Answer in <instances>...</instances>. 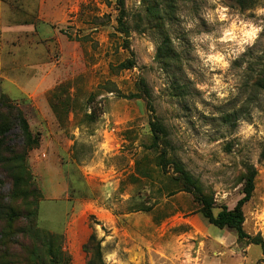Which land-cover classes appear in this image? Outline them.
I'll list each match as a JSON object with an SVG mask.
<instances>
[{
	"label": "rangeland",
	"instance_id": "obj_1",
	"mask_svg": "<svg viewBox=\"0 0 264 264\" xmlns=\"http://www.w3.org/2000/svg\"><path fill=\"white\" fill-rule=\"evenodd\" d=\"M123 2L124 11L117 0H0V99L39 134L26 159L34 223L61 250L40 247L20 213L9 229L5 206L22 205L11 199L12 156L1 147L0 264H88L93 233L104 264H264V91L251 87L264 0ZM165 35L178 59L170 71L155 60ZM128 60L132 68L118 67ZM153 122L165 130L158 147ZM249 166L257 174L243 229L263 248L210 225L186 191L190 180L214 214L232 209Z\"/></svg>",
	"mask_w": 264,
	"mask_h": 264
},
{
	"label": "trees",
	"instance_id": "obj_2",
	"mask_svg": "<svg viewBox=\"0 0 264 264\" xmlns=\"http://www.w3.org/2000/svg\"><path fill=\"white\" fill-rule=\"evenodd\" d=\"M233 1L241 8H247L251 7L255 0ZM117 4L118 9L124 11L123 0H117ZM147 7L149 8V4ZM148 11L149 15L154 17V9L150 7ZM118 22L119 25L123 27L124 23L121 17L118 19ZM155 60L162 65V68L166 71H170L172 66L178 62L175 50L166 35L163 36L158 43ZM258 65L261 67L259 71L260 73L256 76V79L251 86L252 91L256 93L264 91V53L259 57ZM118 67L120 69H129L133 67V62L128 60L119 64ZM138 91L142 92L145 98L147 97L146 84L143 80H140L138 83ZM138 96L139 94H132V97L137 98ZM230 116L233 118V123L239 120L236 111ZM230 116L226 115L225 121L229 120ZM150 125V133L152 137L151 146L155 147L158 145L161 136L164 138L165 130L164 127L157 122L150 123ZM13 138L20 139V145L12 146L11 143L14 142ZM38 142L39 134H32L22 111L6 100L0 99V148L2 147L8 155L12 156L11 159H6V161L9 162L7 168L8 174L6 175L12 184L10 196L12 200L20 199V205H22L20 210L16 209L14 203L5 206L8 221L11 222L9 229L12 227V223L18 218L17 213H20V225L24 224L26 226L25 230L27 229L33 233V236L40 247L47 248V252L51 255L55 253L59 255L61 253L60 248L57 249V252L52 250V245L56 241V236L43 231L34 223L37 218L39 199L36 189L30 180L31 176L27 168L26 159L29 151L38 146ZM150 150L151 149H148V151ZM259 159L261 162H264V142ZM160 165L163 166L162 163H160ZM143 172L144 171L141 173ZM256 174V169L253 166H249L242 178V198L237 201L232 209L222 206L216 214L213 213L214 206L212 198L205 196L198 188L194 187V184L190 182V180L186 182L187 184L184 181L183 183L192 187V189L188 188L186 191L193 195L194 201L200 206L199 212L210 225L218 229H228L233 231L236 235L237 242L244 241L248 244L260 245L263 248V242L259 237H251L245 233L243 229V206L252 198ZM71 184L72 182L70 181V187ZM25 230H20L19 235L21 238L26 234ZM84 250L91 255L88 264H104L101 259L100 241L97 240L94 233L89 236L87 243L84 245Z\"/></svg>",
	"mask_w": 264,
	"mask_h": 264
},
{
	"label": "crops",
	"instance_id": "obj_3",
	"mask_svg": "<svg viewBox=\"0 0 264 264\" xmlns=\"http://www.w3.org/2000/svg\"><path fill=\"white\" fill-rule=\"evenodd\" d=\"M16 84H18V83H16ZM20 85V84H19ZM25 85H27L26 83H25ZM29 86V85H28ZM19 90H20V94H22V95H29V90H31V89H35V85L33 84V85H31V88H28V89H26V88H23L22 86H19V88H18ZM28 93V94H27Z\"/></svg>",
	"mask_w": 264,
	"mask_h": 264
},
{
	"label": "clouds",
	"instance_id": "obj_4",
	"mask_svg": "<svg viewBox=\"0 0 264 264\" xmlns=\"http://www.w3.org/2000/svg\"><path fill=\"white\" fill-rule=\"evenodd\" d=\"M248 35H249V36H253V35H254V33H248Z\"/></svg>",
	"mask_w": 264,
	"mask_h": 264
}]
</instances>
